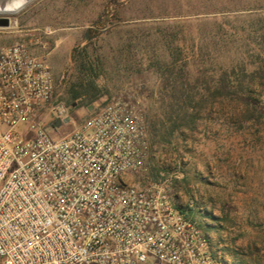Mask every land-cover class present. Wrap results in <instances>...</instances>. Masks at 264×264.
I'll use <instances>...</instances> for the list:
<instances>
[{
    "label": "built area",
    "instance_id": "obj_1",
    "mask_svg": "<svg viewBox=\"0 0 264 264\" xmlns=\"http://www.w3.org/2000/svg\"><path fill=\"white\" fill-rule=\"evenodd\" d=\"M52 91L43 55L0 47V264H228L163 185L138 180L139 107L114 100L51 138L37 114Z\"/></svg>",
    "mask_w": 264,
    "mask_h": 264
},
{
    "label": "rangeland",
    "instance_id": "obj_2",
    "mask_svg": "<svg viewBox=\"0 0 264 264\" xmlns=\"http://www.w3.org/2000/svg\"><path fill=\"white\" fill-rule=\"evenodd\" d=\"M224 1L198 15L199 20L229 14L247 23L258 15L236 11ZM202 3L35 0L15 15H0L10 19L8 28H0V47L23 43L45 57L53 91L37 120L51 138H58L114 100L139 107L143 116L157 105L163 109L169 101L163 95L165 81L153 62L166 61V31L183 19L194 21L190 10ZM86 35L98 36L87 41ZM83 60L98 67L97 75L86 74ZM87 81L94 82L96 99L73 100V92L82 93ZM220 107L214 102L212 111ZM222 107L231 110L234 103L224 101ZM59 108L65 110L67 123L58 117ZM244 134L243 139L223 133L217 122H199L193 133L178 135L174 147L148 145L146 171L137 178L142 184L163 185L176 205L189 206L226 263L264 264V136ZM154 168L159 170L156 178Z\"/></svg>",
    "mask_w": 264,
    "mask_h": 264
},
{
    "label": "trees",
    "instance_id": "obj_3",
    "mask_svg": "<svg viewBox=\"0 0 264 264\" xmlns=\"http://www.w3.org/2000/svg\"><path fill=\"white\" fill-rule=\"evenodd\" d=\"M202 2L190 10L192 15H205L218 4V0ZM227 2L232 3L236 11L258 15L247 23L229 14L211 20L183 19L163 35L167 58L153 65L162 74L166 89L163 95L166 94L169 101L163 109L157 105L154 111L144 115L149 146L174 147L178 135H184L185 131L193 133L203 121L217 122L223 133L237 134L243 139L246 132L264 136V0L246 4H242V0ZM97 36L86 35L85 40ZM83 61L86 74L97 75L98 67L90 60ZM81 87L84 91L73 92V100L96 99L93 81ZM218 101L221 107L212 111V104ZM224 101L234 103L233 109L224 110ZM153 170L156 178L159 170ZM175 208L195 218L189 206L176 205ZM199 225L203 228L201 223Z\"/></svg>",
    "mask_w": 264,
    "mask_h": 264
},
{
    "label": "clouds",
    "instance_id": "obj_4",
    "mask_svg": "<svg viewBox=\"0 0 264 264\" xmlns=\"http://www.w3.org/2000/svg\"><path fill=\"white\" fill-rule=\"evenodd\" d=\"M28 0H4L0 5V14L17 12L26 5Z\"/></svg>",
    "mask_w": 264,
    "mask_h": 264
},
{
    "label": "water",
    "instance_id": "obj_5",
    "mask_svg": "<svg viewBox=\"0 0 264 264\" xmlns=\"http://www.w3.org/2000/svg\"><path fill=\"white\" fill-rule=\"evenodd\" d=\"M10 26V19L8 17H0V28H8ZM69 118L63 120L64 123H67ZM60 122L57 121L55 125H58Z\"/></svg>",
    "mask_w": 264,
    "mask_h": 264
},
{
    "label": "bare ground",
    "instance_id": "obj_6",
    "mask_svg": "<svg viewBox=\"0 0 264 264\" xmlns=\"http://www.w3.org/2000/svg\"><path fill=\"white\" fill-rule=\"evenodd\" d=\"M33 1H35V0H28L27 4L24 5L23 8L20 9L19 11H17V12H13V13H3V14H0V15H15V14L19 13L20 11H22L23 9H25ZM3 2H4V0H0V5H2Z\"/></svg>",
    "mask_w": 264,
    "mask_h": 264
}]
</instances>
